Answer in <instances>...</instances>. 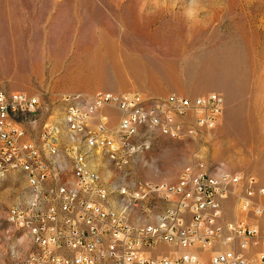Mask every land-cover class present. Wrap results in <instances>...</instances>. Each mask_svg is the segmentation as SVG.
Masks as SVG:
<instances>
[{
	"label": "rangeland",
	"instance_id": "rangeland-1",
	"mask_svg": "<svg viewBox=\"0 0 264 264\" xmlns=\"http://www.w3.org/2000/svg\"><path fill=\"white\" fill-rule=\"evenodd\" d=\"M0 90L39 97V109L18 122L37 142L46 122L57 124L63 145L82 135L64 120L65 94H221L222 115L200 138L153 134L150 148L139 149L124 168L91 152V170H98L112 199L123 187L152 189L129 216L139 226L159 222L166 211L160 197L187 171L219 165L264 185V0H0ZM143 138L142 131L135 142ZM80 144L88 159L85 137ZM34 200L23 168L0 182V264H23L33 254L31 231L9 215ZM258 201L264 205V196ZM112 203L114 210L125 208ZM225 209L235 217L234 198Z\"/></svg>",
	"mask_w": 264,
	"mask_h": 264
},
{
	"label": "built area",
	"instance_id": "built-area-1",
	"mask_svg": "<svg viewBox=\"0 0 264 264\" xmlns=\"http://www.w3.org/2000/svg\"><path fill=\"white\" fill-rule=\"evenodd\" d=\"M63 101L68 102L65 122L82 127V135L63 145L60 127L46 122L37 142L18 118L34 114L39 97L0 90V182L25 165L37 190L32 206L13 208L9 215L37 233L33 254L23 264H264V228L250 222L251 216L264 219L258 201L264 186L255 177L219 165L187 171L160 197L166 204L160 225L142 229L129 216L152 189L131 193L123 187L112 199L99 172L91 171V152L111 156L124 168L139 149L150 148L153 134L169 137V131L187 130L188 139L200 138L222 115L221 94L154 98L103 91L69 93ZM80 107H89V114L80 115ZM106 107L121 113L114 129L102 114ZM142 131L144 138L136 143ZM82 137H90L88 159L80 158ZM63 181H70V189H62ZM231 198L234 218L225 209ZM113 200L130 206V213L114 214Z\"/></svg>",
	"mask_w": 264,
	"mask_h": 264
},
{
	"label": "bare ground",
	"instance_id": "bare-ground-1",
	"mask_svg": "<svg viewBox=\"0 0 264 264\" xmlns=\"http://www.w3.org/2000/svg\"><path fill=\"white\" fill-rule=\"evenodd\" d=\"M89 114V107H85L83 109V107H80V115H88ZM69 125V128L72 132H80L82 133V127L80 126H76L73 125L72 122H67ZM169 135L172 137H176V138H181L185 135H187V130H179V133H176V131H169ZM85 142L87 143V145L90 147V137H85ZM80 158L84 159V154H80ZM17 167H21L25 170V165H17ZM30 176V182H31V175ZM32 184V188H33V183ZM62 189H69L68 187H62ZM34 191V195H35V200H37V190H33ZM33 205V204H32ZM128 208H130V206H125V208L122 211H118V210H114V214H124L127 213ZM166 211L165 213L159 218V222L156 225H145L142 226V229H149V226H157L160 225V223L162 222V217H165ZM14 224L17 225L18 228H28V227H20V225H18L17 221H13L11 220ZM31 231V234L34 238L35 243H37V233H32V229L28 228Z\"/></svg>",
	"mask_w": 264,
	"mask_h": 264
},
{
	"label": "crops",
	"instance_id": "crops-1",
	"mask_svg": "<svg viewBox=\"0 0 264 264\" xmlns=\"http://www.w3.org/2000/svg\"><path fill=\"white\" fill-rule=\"evenodd\" d=\"M102 114L104 115H107L108 116V119H109V122H110V125H113V123L116 122V120L118 118H120L121 116V113L118 109L116 108H113V107H106L103 111H102ZM96 170V169H95ZM92 171V170H91ZM98 171V170H97ZM102 178V181L104 182V179L103 177ZM62 186H68L69 189H70V185L68 184H65V185H62ZM264 186V185H263ZM250 222L252 223H258L262 226V228H264V219H254V218H251L250 219ZM261 248V246L259 247V249Z\"/></svg>",
	"mask_w": 264,
	"mask_h": 264
}]
</instances>
